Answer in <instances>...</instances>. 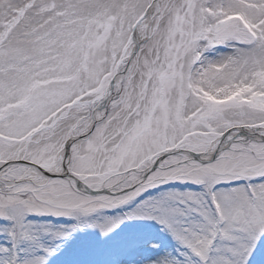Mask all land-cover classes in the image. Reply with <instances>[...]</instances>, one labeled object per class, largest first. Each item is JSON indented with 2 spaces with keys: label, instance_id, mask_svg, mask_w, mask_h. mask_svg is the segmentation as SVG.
Segmentation results:
<instances>
[{
  "label": "snow or ice",
  "instance_id": "snow-or-ice-1",
  "mask_svg": "<svg viewBox=\"0 0 264 264\" xmlns=\"http://www.w3.org/2000/svg\"><path fill=\"white\" fill-rule=\"evenodd\" d=\"M0 264H264V0H0Z\"/></svg>",
  "mask_w": 264,
  "mask_h": 264
}]
</instances>
